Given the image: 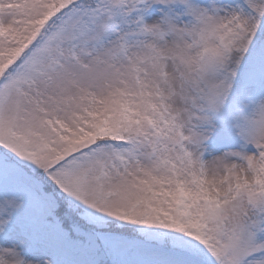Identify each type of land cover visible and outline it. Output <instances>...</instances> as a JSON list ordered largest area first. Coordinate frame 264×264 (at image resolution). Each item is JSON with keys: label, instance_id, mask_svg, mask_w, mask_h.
Segmentation results:
<instances>
[{"label": "snow or ice", "instance_id": "1", "mask_svg": "<svg viewBox=\"0 0 264 264\" xmlns=\"http://www.w3.org/2000/svg\"><path fill=\"white\" fill-rule=\"evenodd\" d=\"M0 264H264V0H0Z\"/></svg>", "mask_w": 264, "mask_h": 264}]
</instances>
